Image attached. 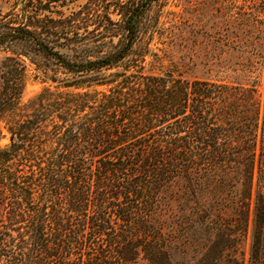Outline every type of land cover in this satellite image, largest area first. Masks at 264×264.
<instances>
[{
  "label": "trees",
  "instance_id": "1",
  "mask_svg": "<svg viewBox=\"0 0 264 264\" xmlns=\"http://www.w3.org/2000/svg\"><path fill=\"white\" fill-rule=\"evenodd\" d=\"M9 1L0 264H181L189 250L192 264H243L264 165L254 35L240 43L244 82L192 79L187 60L141 34L161 0ZM243 1L236 33L264 34V0ZM27 58L56 71L24 103ZM249 261L264 264V193Z\"/></svg>",
  "mask_w": 264,
  "mask_h": 264
},
{
  "label": "rangeland",
  "instance_id": "2",
  "mask_svg": "<svg viewBox=\"0 0 264 264\" xmlns=\"http://www.w3.org/2000/svg\"><path fill=\"white\" fill-rule=\"evenodd\" d=\"M9 0H0V21L11 12ZM245 7L243 0H161L147 13L142 33L145 41L150 40L153 49L164 48L175 55V58L187 60L192 66L188 77L195 79H218L230 83L244 82L238 77L235 70L241 62L239 56L243 52L241 41L249 39L258 48L249 46V50L263 49L259 39L264 41V34H237L238 7ZM116 19H118L116 17ZM6 20V19H4ZM263 38V39H262ZM258 43V44H257ZM0 51V63L5 57ZM39 64L25 59L26 83L23 102L28 103L49 85H53L47 78L53 75L56 67H50L48 74L44 71L43 60ZM63 77V76H62ZM47 82V83H46ZM264 113V74L259 87ZM260 146L264 150V116ZM4 123L0 124L3 129ZM6 133V131L4 130ZM9 143L6 136L1 145ZM259 193H264V165L258 168L254 179V201L250 213L248 236L243 243L241 251L245 254L243 264H250L251 245L253 240L255 201ZM189 250L186 261L181 264H192L190 258L195 256ZM137 264H151L141 257Z\"/></svg>",
  "mask_w": 264,
  "mask_h": 264
}]
</instances>
